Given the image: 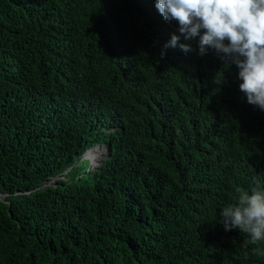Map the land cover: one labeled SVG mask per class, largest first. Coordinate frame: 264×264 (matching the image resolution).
<instances>
[{"label":"trees","instance_id":"obj_1","mask_svg":"<svg viewBox=\"0 0 264 264\" xmlns=\"http://www.w3.org/2000/svg\"><path fill=\"white\" fill-rule=\"evenodd\" d=\"M155 3L0 0V264H264L220 222L264 190V111Z\"/></svg>","mask_w":264,"mask_h":264},{"label":"clouds","instance_id":"obj_2","mask_svg":"<svg viewBox=\"0 0 264 264\" xmlns=\"http://www.w3.org/2000/svg\"><path fill=\"white\" fill-rule=\"evenodd\" d=\"M155 7L166 21L178 23L184 40L198 37L200 56L211 50L224 64L236 65L240 91L249 104L264 111V0H156ZM179 41L180 36L173 34L164 49L193 51ZM213 82L220 85L224 80L215 76ZM92 148H106L105 155L111 151V145ZM220 217L226 231L238 229L249 237L245 248L264 243V190L256 187L251 194L240 190L237 203L224 206ZM252 254L264 257V247H253Z\"/></svg>","mask_w":264,"mask_h":264},{"label":"bare ground","instance_id":"obj_3","mask_svg":"<svg viewBox=\"0 0 264 264\" xmlns=\"http://www.w3.org/2000/svg\"><path fill=\"white\" fill-rule=\"evenodd\" d=\"M106 152V148H92L91 151L88 153V156L94 160V162H100L103 153Z\"/></svg>","mask_w":264,"mask_h":264},{"label":"water","instance_id":"obj_4","mask_svg":"<svg viewBox=\"0 0 264 264\" xmlns=\"http://www.w3.org/2000/svg\"><path fill=\"white\" fill-rule=\"evenodd\" d=\"M90 150H91V149H89V150L85 153L84 158H86V159H90L91 164H93V163L95 164V162L92 161V160H93L92 157H89V156L87 157V156H86V155L90 152ZM109 152H110V149H109ZM55 180H56V179H54L51 183H48V184H49V185H50V184H51V185L54 184ZM48 184H47V185H48ZM47 185H45V186H47ZM2 196H3V195L0 193V197H2Z\"/></svg>","mask_w":264,"mask_h":264},{"label":"rangeland","instance_id":"obj_5","mask_svg":"<svg viewBox=\"0 0 264 264\" xmlns=\"http://www.w3.org/2000/svg\"><path fill=\"white\" fill-rule=\"evenodd\" d=\"M106 153V152H105ZM105 153H103V155H102V157H101V159H103L104 158V156H105ZM91 163V162H90ZM98 163V162H97ZM89 166H90V164L88 163V168H89Z\"/></svg>","mask_w":264,"mask_h":264}]
</instances>
